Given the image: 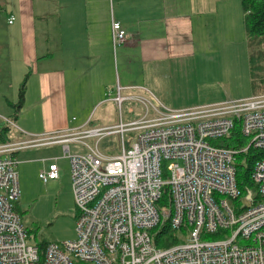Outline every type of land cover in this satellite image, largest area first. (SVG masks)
I'll return each instance as SVG.
<instances>
[{"label": "built area", "instance_id": "obj_1", "mask_svg": "<svg viewBox=\"0 0 264 264\" xmlns=\"http://www.w3.org/2000/svg\"><path fill=\"white\" fill-rule=\"evenodd\" d=\"M127 36L113 24L115 45L126 44ZM128 100L120 92L114 98L119 106ZM138 101L147 108L138 121L0 143V264H264V155L252 173L256 195L239 188L235 167L249 149L264 151V94L185 110ZM237 126L245 148L215 144ZM112 135L121 137L122 151L107 156L99 143ZM59 144L71 163L77 239L34 246L15 211L21 197L16 154ZM71 144L89 151L73 155ZM39 177L58 180L59 167L51 164ZM166 194L169 203L161 205ZM167 226L168 245L160 247Z\"/></svg>", "mask_w": 264, "mask_h": 264}, {"label": "crops", "instance_id": "obj_2", "mask_svg": "<svg viewBox=\"0 0 264 264\" xmlns=\"http://www.w3.org/2000/svg\"><path fill=\"white\" fill-rule=\"evenodd\" d=\"M116 22L124 45L114 44ZM204 44H249L242 0H0V80L13 91L3 105L15 108L26 81L15 110L29 141L118 126L119 92L171 110L224 102L201 87Z\"/></svg>", "mask_w": 264, "mask_h": 264}, {"label": "rangeland", "instance_id": "obj_3", "mask_svg": "<svg viewBox=\"0 0 264 264\" xmlns=\"http://www.w3.org/2000/svg\"><path fill=\"white\" fill-rule=\"evenodd\" d=\"M238 45L201 46V50L206 51L207 58L200 64L208 67L201 87L212 92L210 95L222 97L223 101L247 99L264 94V44L249 40V44H241L240 47ZM211 67L216 68L213 73ZM10 85L7 79L0 80V127L7 128V139L10 142H24L27 138L19 129L15 108H6L3 105L2 94L9 100L13 98ZM144 98L152 101L149 97ZM146 112V106L139 101L125 102L123 106L116 108L115 116L118 122L123 116V121L130 123L141 119ZM131 137L132 134H126L128 141ZM120 139L119 135L103 139L99 143L100 151L110 156L121 154ZM86 142L92 147L96 146L93 140ZM70 146L73 155L89 151L76 144ZM18 162L21 197L15 204V211L20 215L29 234L28 243L42 246L76 240L78 209L70 159L65 157L62 147L53 145L24 149L18 155ZM51 164L59 167V179L45 183L39 177L40 170L48 169ZM250 191L255 195L258 192L255 187ZM227 235L230 237L232 231H228Z\"/></svg>", "mask_w": 264, "mask_h": 264}, {"label": "trees", "instance_id": "obj_4", "mask_svg": "<svg viewBox=\"0 0 264 264\" xmlns=\"http://www.w3.org/2000/svg\"><path fill=\"white\" fill-rule=\"evenodd\" d=\"M243 9L245 13L246 27L248 39L256 44H264V0H242ZM264 83V78L262 80ZM26 92V81L22 84L19 91V102L15 106L17 110H21ZM7 128L0 127V143L10 142L7 139ZM220 144L223 147L231 149H243L248 145V140L244 138L241 133L240 126H237L232 132L230 137L218 140L215 144ZM264 155V151L251 148L247 153L240 154L236 159V170H237V182L239 188L243 192L250 191L254 184L252 182V173L255 167V164L260 160ZM169 196L164 195L161 205H168ZM169 227H165L156 242L158 246L163 247L167 241H164L162 236L169 235ZM45 245H42L44 247Z\"/></svg>", "mask_w": 264, "mask_h": 264}]
</instances>
